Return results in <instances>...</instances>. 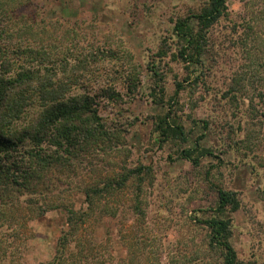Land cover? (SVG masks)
<instances>
[{"label": "trees", "instance_id": "trees-1", "mask_svg": "<svg viewBox=\"0 0 264 264\" xmlns=\"http://www.w3.org/2000/svg\"><path fill=\"white\" fill-rule=\"evenodd\" d=\"M244 1L240 23L243 33L234 43L254 55L262 51L257 40L261 37L258 25L264 23V8L257 5L264 0ZM228 2L202 0L197 9L175 20L174 55L188 73L187 78L176 82V94L205 83L203 68L213 46L211 31L227 17ZM6 4V0H0V14L5 21L0 28V264H20L16 257L19 259L29 238L23 237V229L55 210L63 211L64 226L52 256L39 264H178L179 254L171 255L163 247L147 251L146 244L141 245L149 239L153 244L159 240L158 235L148 238L140 234L148 220L143 195L146 182L153 183L151 166H124L113 176L96 177L92 183L80 186L84 207L77 208L72 201L59 202L70 190V179L78 178L79 170L93 164L96 155L113 149L123 138L119 127L105 121L100 108L104 101L118 104L124 102L125 96L134 97L139 92L142 72L134 56L122 47L120 37L112 40L111 35L109 38L104 34L102 40L96 39L99 31L91 24L65 26L60 19L41 17L14 20L12 26V16L5 17ZM163 43L166 46L167 41ZM164 46L153 54L150 67L153 101L166 108L164 113L152 116L154 131L159 133L160 143L178 144V157L194 167H201L206 157L220 159L206 169L205 175L211 180L214 169L219 171L227 162L200 143L202 136L195 145L184 146L191 140L190 132L172 103L175 97L165 100L164 73L160 68L167 53ZM254 57L247 65L253 67L252 76L248 71L237 72L222 96L239 108L251 84L263 104H255V97L250 98L245 111L262 123L264 63L252 66L258 54ZM193 121L201 122L207 131L209 120ZM241 122L238 119V128H242ZM228 127L223 125L231 143L240 145L246 141L235 140L233 125ZM213 183L211 180L212 186ZM130 185L133 192L129 202L112 205L109 197ZM213 187L215 205L206 216L196 218L206 229L202 263L211 264L212 260L213 264H255L241 260L231 242L232 213L240 208L239 191L222 183ZM121 205L136 213L130 214L131 223L126 214H119ZM107 217L116 220L117 227ZM194 254L195 263L201 252Z\"/></svg>", "mask_w": 264, "mask_h": 264}, {"label": "rangeland", "instance_id": "rangeland-1", "mask_svg": "<svg viewBox=\"0 0 264 264\" xmlns=\"http://www.w3.org/2000/svg\"><path fill=\"white\" fill-rule=\"evenodd\" d=\"M6 1L8 11L5 17L12 16V22H9L12 26L14 20L23 22L41 17L54 18L60 19L65 26L76 23L81 26L91 24L93 28L96 26L95 30L99 31L96 39L99 40L105 37L104 34L109 35V38L112 36V40L120 37L124 44L122 47L132 53L137 68L142 72L141 87L134 97L125 96L124 102L118 104L104 101L100 108L105 121L120 128L123 135L120 143L111 150L101 151L93 158V164H87L79 170L78 178L70 179L71 187L62 198L63 201H58H72L77 208L84 207L80 186L92 183L96 177L113 176L122 171L124 166L149 165L153 168L154 178L152 185L146 182L143 195L148 220L139 229L140 234L144 233L148 238L158 235L159 240L153 244L152 239H149L141 245L146 244L147 251H152L153 247H163L171 255L179 254L178 264H203L206 229L198 224L196 218L206 216L215 205L213 186L222 183L239 191L240 208L232 213L231 238L239 258L264 264V121L261 123L258 117H250L245 111L250 98L255 97V104L263 103L251 84H248L246 101L240 102L239 108L233 107L222 96L237 72L252 73L253 67H247L252 62L251 57L258 54L252 66H256L257 62L264 63V23L258 25L261 37L257 43L261 53L251 55L250 51L248 54L245 46L234 43L237 42L238 34L243 33L240 23L245 12V1L229 0L227 17L212 28L213 46L205 57L203 68L205 83L187 87L178 94L176 82L187 78L188 73L185 64L174 55L177 39L173 38V25L178 17L197 9L202 0ZM257 6L264 8V3ZM2 20L4 17L0 14V28L5 25ZM164 41H167L166 46ZM250 44L249 41L247 45ZM162 46L167 49L160 67L164 73L165 100L175 97L178 101L172 103L191 136L184 146L195 145L202 136L200 143L211 147L227 162L219 171L214 169L211 179L213 186L205 175L206 169L211 164H217L220 159L206 157L201 167H194L189 161L178 157V144L160 143L159 133L154 131L152 116L166 110L161 104L154 103L151 95V59ZM185 83L188 84L187 81ZM194 118L209 120L207 131L201 122L195 124ZM238 119H242V128H238ZM228 124L233 125L236 132L233 138L245 139L244 143H231L226 137L228 129L223 128V125L229 128ZM224 151L226 153L223 154ZM132 188L131 185L126 187L109 197V201L114 206H119V202H129ZM63 214L61 210L49 211L41 220L30 222L23 229V237L29 238L19 253V259L16 257L20 264H39L52 256L64 226ZM119 214H126L131 223L133 218L130 214L136 213L128 206L121 205ZM107 220L115 222L117 227V221L112 217H107ZM195 251L201 254L194 263L192 259ZM210 263L213 264V261L210 260ZM1 264L8 263L3 261Z\"/></svg>", "mask_w": 264, "mask_h": 264}]
</instances>
